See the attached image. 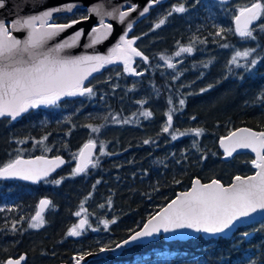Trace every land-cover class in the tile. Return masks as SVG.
Here are the masks:
<instances>
[{
    "label": "trees",
    "instance_id": "1",
    "mask_svg": "<svg viewBox=\"0 0 264 264\" xmlns=\"http://www.w3.org/2000/svg\"><path fill=\"white\" fill-rule=\"evenodd\" d=\"M254 2L256 0H166L156 4L148 16L135 25L129 37H140L134 47L149 58L147 63L138 59L132 66L143 75L125 72L124 66H107L85 85L93 88V96L65 97L58 106L30 109L16 120L0 118V166L17 155H62L67 159L61 171L39 185L0 182V264L23 254L28 256L26 264H73V257L79 253L98 252L107 244L114 248L139 231L150 216L178 193L189 190L194 179L204 183L217 179L228 186L236 176L256 172L250 154L242 153L226 161L220 139L242 127L264 131V99H261L264 32L257 27L264 23V18L254 24L257 27L255 41L241 39L231 31H225L223 38L215 35L219 28L234 29L233 17L238 9ZM180 3L187 11L174 13L156 29L159 19ZM74 13L75 16L55 17L56 22H67L66 16L86 15L87 10L79 8ZM193 37L198 38L192 43L193 53L176 57L174 53L179 47L188 46ZM223 44L229 47H221ZM248 48H256L249 57L258 58L255 68L246 71L244 67L229 65L236 50ZM161 55L171 57L176 67L169 69L160 59ZM209 61L205 68L204 64ZM208 85L213 87L200 91ZM181 98L185 99L182 109ZM138 101L145 103L141 105ZM173 107L180 109L173 113V129L183 132L201 128L202 135L189 134L173 141L169 133H163L165 113ZM145 110L151 111L152 116H141ZM113 116L130 122L117 124ZM87 125L102 131L93 133ZM45 136L47 140L43 145L35 144ZM89 139L97 141L98 152L94 159L98 158L99 162L86 173L73 176L75 154ZM144 140L151 142L144 144ZM101 144L105 155H100ZM45 148L51 150L45 151ZM56 179L62 182L59 185L51 182ZM44 197L52 202L44 214L46 223L39 229L29 228L31 217ZM81 204L87 210L89 224L97 231L70 237L68 230L84 218L85 213L80 217L75 215ZM104 220L116 222L105 229ZM13 222H16L15 232ZM245 232L250 235L244 237ZM165 262L264 264V222L242 227L231 238L200 236L187 241L160 238L148 245L136 246L120 257L110 254L88 264Z\"/></svg>",
    "mask_w": 264,
    "mask_h": 264
},
{
    "label": "snow or ice",
    "instance_id": "2",
    "mask_svg": "<svg viewBox=\"0 0 264 264\" xmlns=\"http://www.w3.org/2000/svg\"><path fill=\"white\" fill-rule=\"evenodd\" d=\"M5 3L6 0H0V8L5 7ZM159 3L161 0H148L139 15L144 16L153 5ZM78 7L80 6L76 3L69 2L52 6L38 14L16 18L10 22L0 19V117L16 120L30 109L40 106H58L65 97L93 96L95 95L93 88L86 87L85 81L93 73L100 71L109 64L121 62L125 72L137 76L143 75L142 72H137L131 66L134 57H140L145 63L149 59L143 52L134 47L140 37L128 38V33L133 28L132 23H127V30L119 36L118 42L109 48L106 55L95 52L75 56L65 54L66 50L81 46L82 39L86 41L83 44L86 49H94L96 45L108 41L116 31L114 24L108 20L124 24L126 18L137 11L138 5L132 3L128 5L126 10H122L124 5L121 4L108 10L101 0V2L89 6L86 15L81 14L78 18L66 16L67 22H56L55 14L71 13L75 16L74 9ZM186 11L183 3L174 5L165 17L159 19L155 28L158 29L164 25L167 18L174 13H185ZM92 16H95L97 21L90 27L87 34H85L84 28H78L62 41L51 43L68 29L89 21ZM262 18H264V3H261V0H256L250 6L238 9V14L233 17L234 29L219 28L215 35L223 38L225 31H231L241 39L255 41L257 36L254 33L257 27L261 32H264V23H259L257 27L253 25ZM21 32L24 33L23 38L17 35ZM197 39L193 37V42L188 46H180L174 55L180 57L184 53H193L192 43L196 42ZM199 43H205V41L199 40ZM221 47L227 48L229 45L223 44ZM255 52L256 48H248L243 51L236 50L229 60V65L244 67L246 71H251L258 63V58L249 59ZM160 59L164 60L169 69L176 67L171 62V57L161 55ZM240 60H245L247 63L242 65ZM210 63L211 61L204 64V67L207 68ZM175 78L178 79V77ZM211 87L213 85H208V88H202L200 91L206 92ZM261 99H264V92L261 93ZM138 103L143 105L145 101H138ZM168 103L169 105L172 104L171 98H169ZM179 105L182 109L185 105V99L181 98ZM178 110L180 109L173 107L165 113L167 120L162 132L169 133L173 141L189 134L195 137L201 136L204 131L201 128L188 129L183 132L173 129V113ZM140 115L149 118L152 116V112L145 110ZM112 120L125 124L130 122L128 119L120 121L116 116H113ZM87 127L93 133L100 131L99 127L92 125H87ZM46 140L47 136L35 141V144L43 145ZM150 142V140H144V144ZM19 143H23V141ZM220 147L223 148L226 157L232 156L237 149H250L255 153L256 158L251 163L257 169L256 173L251 176H236L228 186L217 179L206 184L201 183L199 179H194L189 190L179 193L167 206L150 216L139 231H135L127 239L117 243L115 248H123L161 232L178 233L181 230L191 229L198 233L220 234L233 228L242 218H249L258 211H264V131L257 132L249 128L231 131L227 136L221 137ZM96 148L97 141L89 139L75 154L77 164L73 169V176L86 173L90 166L93 168L97 166L98 158H93ZM100 148V155H105L103 144ZM44 150L50 151L51 149L45 148ZM63 163L64 160L60 156L48 159L45 155H40L34 159H24L22 155H17L15 159L0 166V178H17L33 183L41 180L47 182L49 175ZM51 182L59 185L62 179ZM110 203L111 200H109ZM51 204L52 202L48 199L40 200L39 210L31 217L29 228L38 229L44 226L43 212ZM82 213H85L84 218L68 230V236L80 237L86 228L91 227L86 214L87 210L83 204H81L80 211H77L75 215L80 217ZM115 222V220L102 221L105 229L110 223ZM16 230V222H13L12 231L15 232ZM92 231H97V229H92ZM243 235L248 237L250 233L245 232ZM176 238L178 237H169V239ZM113 250L111 244H107L101 246L98 251L99 253H107ZM92 255L94 253L91 251L81 252L73 257L74 264H81L86 257ZM24 259V256H20L18 259L9 258L3 264H22Z\"/></svg>",
    "mask_w": 264,
    "mask_h": 264
},
{
    "label": "water",
    "instance_id": "3",
    "mask_svg": "<svg viewBox=\"0 0 264 264\" xmlns=\"http://www.w3.org/2000/svg\"><path fill=\"white\" fill-rule=\"evenodd\" d=\"M130 1L131 0H103V2L105 3V6L108 8V10H111V7L119 6L121 4L124 5V8L122 10H126L127 7H128V5H130ZM146 1L147 0H144V4H145ZM165 1L166 0H161V3L162 2H165ZM215 1H224V2H227L229 0H215ZM69 2L76 3L77 5H79L80 7H78L77 9H79V8H85V9H87L93 3H99V2H101V0H6L5 7L0 8V19L10 22V21H12V20H14L16 18L23 17V16L30 15V14H38L39 12H41V11L47 9V8H50L52 6L62 5V4L69 3ZM152 8H150V10ZM77 9H74V12ZM141 10H137V12L139 13ZM148 13H146L144 16H142V18L146 17ZM68 14H71V13H68ZM60 15H65V13H57V14H55V17L60 16ZM134 16L135 15H133L131 13L130 16L126 18L124 24H120L118 21L108 20V22L114 24V27H115L116 31L108 39V41H106V42H104V43H102L100 45H96L94 49L93 48H88V49L84 48L83 47V44L86 41L84 39H82L81 42H80V45L81 46H78V47L73 48V49H68V50H66V53L65 54L72 55V56L80 55V54H84V53L92 54L93 52L100 54V52L103 49H109V48L113 47L118 42L119 36L122 35V33H121L122 29L125 26L127 27V23H132V18ZM140 20L132 23L133 24V28H132L131 31L134 30L135 25ZM96 21H97V18L95 16H92L89 21L83 22L81 24L76 25L75 27H73L71 29H68L66 32L62 33L59 37H57L51 43L54 44V43H57L59 41H62L65 37H67L70 34H72L73 32H75L78 28H84V26L87 27V29H84L85 30V34H87V32L90 30V27L92 25H94L96 23ZM23 36H24V33H22L19 37L20 38H23ZM91 78H89V80L87 82H89L91 80ZM87 82H85V83H87ZM242 128H246V127H242ZM239 129H241V128H239ZM97 150H98V146L94 150V156H95ZM221 150L224 153L223 148H221ZM240 153H250L251 155H253L255 157V153H253L250 149H237V151L234 152L232 154V156H230V157H226L225 156L226 157V160H231L237 154H240ZM37 156H40V155H37ZM37 156L23 157V158L24 159H34ZM46 157L48 159H53L54 158V157H49V156H46ZM60 157L64 160V163L61 164L60 167H58L55 170V172H52L49 175V177L47 178V180L49 178H51L57 172L61 171L66 166L67 160L63 156H60ZM76 164H77V162H76ZM1 181H20V182H24V183H28V184H32V185H39V184L43 183L45 180H41V181H39L37 183H33L31 181H24V180H20V179H17V178H8V179L0 178V182ZM201 183H204V182L201 181ZM208 183H210V182H208ZM42 199H48V198L45 197V198H42ZM48 200H50V199H48ZM38 206H39V204H38ZM49 208H50V206L47 209L44 210L43 214H45L48 211ZM262 222H264V211H258L257 213L252 214V216L249 217V218H242V220L241 221H238L233 228H231L230 230H226L224 233H220V234H209V233H203V232H199L198 233V232H195L194 230H191V229L181 230L178 233H163V232H161V233H159V234H157V235H155L153 237L144 238L141 241L134 242V243H132L130 245H127V246H124L123 248H120V249H116L114 247L113 248L114 250L112 252H107V253H99V251L98 252H93L94 255L86 257L85 260L81 262V264H88V262L90 260L105 258V257H107L110 254L116 255V256L121 255L124 250H126V249H128L130 247H134L136 245H147V244H150L156 238H159L161 236H164L167 241H187L189 239L197 238L199 236H202L205 239H212V238H219V237L231 238L240 228H242V227H248V226L255 225V224H260ZM172 236H175V237H178V238H176V239H169V237H172ZM21 256H24L25 257L24 261H22V264H26V262L28 260V256L26 254H23ZM18 258L19 257H15V258L12 257V259H18Z\"/></svg>",
    "mask_w": 264,
    "mask_h": 264
},
{
    "label": "bare ground",
    "instance_id": "4",
    "mask_svg": "<svg viewBox=\"0 0 264 264\" xmlns=\"http://www.w3.org/2000/svg\"><path fill=\"white\" fill-rule=\"evenodd\" d=\"M132 3H135V4H137L138 5V9L137 10H141V9H143V7H144V0H131L130 1V4H132ZM87 10V9H86ZM151 11V10H150ZM150 11H149V13H150ZM148 13V14H149ZM133 15H135L133 18H132V23H134V22H136V21H138V20H140L141 18H142V16H140L139 15V13L136 11V12H133L132 13ZM148 14H147V16H148ZM65 15H72V14H65ZM61 16V15H60ZM146 16V17H147ZM58 17V16H57ZM145 18V17H144ZM143 19V18H142ZM141 19V20H142ZM140 20V21H141ZM84 29H87V27L86 26H84ZM127 30V27L125 26L123 29H122V31H121V33L123 34L125 31ZM131 32L132 31H130L129 33H128V36H130V34H131ZM22 33H17V35L18 36H20ZM108 50L109 49H103L101 52H100V54H104V55H106L107 54V52H108ZM106 67V66H105ZM104 67V68H105ZM104 68H102V69H104ZM101 71H103V70H101ZM99 72L100 71H98V72H95V73H93L89 78H91V80L95 77V76H97L98 74H99ZM97 74V75H96ZM89 78L85 81V82H87L88 80H89ZM240 154H242V153H240ZM247 154H250V153H247ZM237 155H239V154H237ZM236 155V156H237ZM251 155V154H250ZM60 156H62V155H60ZM235 156V157H236ZM254 159H255V157L253 156V155H251ZM49 157H51V156H49ZM55 157V156H54ZM64 157V156H63ZM66 159V158H65ZM67 160V159H66ZM45 198V197H44ZM47 198V197H46ZM49 199V198H48ZM132 248H134V247H130V248H128V249H126V250H124L123 251V253H125L127 250H130V249H132ZM122 253V254H123ZM122 254L121 255H118V257H120V256H122ZM112 255V254H111ZM114 256H116V255H114ZM106 258V257H105ZM100 259H102V258H100ZM93 260H97V259H93Z\"/></svg>",
    "mask_w": 264,
    "mask_h": 264
},
{
    "label": "rangeland",
    "instance_id": "5",
    "mask_svg": "<svg viewBox=\"0 0 264 264\" xmlns=\"http://www.w3.org/2000/svg\"><path fill=\"white\" fill-rule=\"evenodd\" d=\"M147 2H148V0L145 2V5L147 4ZM153 6H155V5H153ZM138 59H140V60H142L140 57H134L133 58V63H132V65L131 66H134V64H135V62H136V60H138ZM107 66H113V67H115L116 68V66L118 67V66H124L123 65V63H121V62H117V63H114V64H109V65H106V67ZM106 67L104 68V69H101V70H105L106 69ZM101 70H100V72H101ZM90 82V81H89ZM88 82V83H89ZM88 83H85V85L86 84H88ZM115 85H117V84H115ZM136 109V108H135ZM136 113V111H134V112H132V115L133 114H135ZM21 117V116H20ZM0 118H2V119H5V118H9V117H0ZM19 118V117H18ZM129 120V119H128ZM121 121V120H120ZM121 123V122H120ZM120 123H117V124H120ZM108 129V128H107ZM102 130H101V128H100V131L98 132V133H100ZM224 154V153H223ZM224 159L226 160V157H225V154H224ZM226 161H229V160H226ZM76 162H77V160H76ZM76 162H75V166H76ZM256 171H257V169H256ZM45 223H46V221H45ZM78 223H79V221H78ZM45 225V224H44ZM91 227H88V228H86V231L83 233V234H86V233H88L89 232V230H92V229H97L95 226H93L92 224H89ZM39 229V228H38ZM82 234V235H83ZM200 237V236H199ZM160 238H163L164 240H166L165 239V237L164 236H161V237H159V238H156L155 240H158V239H160ZM204 238V237H203ZM219 238H221V237H219ZM219 238H215V239H219ZM214 239V238H213ZM167 241V240H166ZM148 245V244H147ZM136 246H144V245H136ZM136 246H134V247H136ZM131 250V249H130ZM128 251V250H127ZM102 259H104V258H102ZM97 260H99V259H97ZM90 262V261H89ZM88 262V263H89Z\"/></svg>",
    "mask_w": 264,
    "mask_h": 264
}]
</instances>
